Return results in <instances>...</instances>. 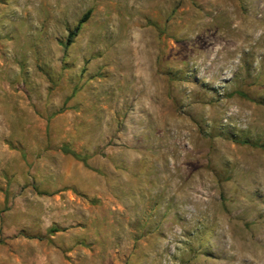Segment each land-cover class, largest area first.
<instances>
[{
  "label": "rangeland",
  "instance_id": "rangeland-1",
  "mask_svg": "<svg viewBox=\"0 0 264 264\" xmlns=\"http://www.w3.org/2000/svg\"><path fill=\"white\" fill-rule=\"evenodd\" d=\"M0 264H264V0H0Z\"/></svg>",
  "mask_w": 264,
  "mask_h": 264
},
{
  "label": "trees",
  "instance_id": "trees-1",
  "mask_svg": "<svg viewBox=\"0 0 264 264\" xmlns=\"http://www.w3.org/2000/svg\"><path fill=\"white\" fill-rule=\"evenodd\" d=\"M88 17H89V11H86L85 13H83V14L80 16V18H79L78 21L76 22V25L74 26L73 30H72V31H69V32L67 33L65 46H68V45L72 42V40H73V38L75 37V35H76V33H77V31H78L80 25H81L82 23H84ZM61 151H62L63 153H67V154L71 155V156L74 157L75 159H78V160L82 161V163H85V158L80 157L78 154H76V153L70 151V150H69L68 148H66L65 146H62V147H61Z\"/></svg>",
  "mask_w": 264,
  "mask_h": 264
}]
</instances>
